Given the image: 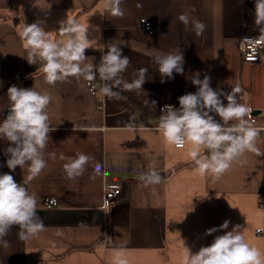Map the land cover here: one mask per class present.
Listing matches in <instances>:
<instances>
[{
	"label": "crops",
	"instance_id": "obj_1",
	"mask_svg": "<svg viewBox=\"0 0 264 264\" xmlns=\"http://www.w3.org/2000/svg\"><path fill=\"white\" fill-rule=\"evenodd\" d=\"M254 3L123 0L125 14L117 18L103 9L102 0H0V122L10 107L8 88L32 87L51 95L48 112L56 129L49 133L45 150L48 166L27 184L38 198L45 230L20 240L14 227L5 238L9 246L0 244V264H113L122 247L130 264H181L183 246L195 253L235 225L248 243L264 251V232L257 231L264 228V156L246 152L219 179L201 176L188 155L190 145H168L158 127L161 109L179 107L178 97L195 93L191 78L200 73L224 93L241 86L240 102L252 109L250 122L261 130L256 145L264 152V52L259 62L245 63L239 45L242 36L264 38L254 23ZM184 12L204 23L202 35H195L191 25L185 29L178 20ZM70 20L87 28L92 48L85 56L95 65L108 47L118 44L131 60L125 80L131 82L138 69H147L142 85L146 96L117 89L120 98L109 99L101 94L104 81L98 73L92 81L69 77L49 85L41 61L27 62L29 52L20 33L24 24L39 23L59 41L61 23ZM143 22L151 24V34L141 27ZM177 47L184 57V74L173 73V79L165 77L162 83L153 57ZM146 100L155 101V107ZM8 146L0 140V174L23 183L26 169L10 171L6 166ZM77 153L93 159L83 175L68 179L60 155ZM151 165L163 179L145 186L137 177ZM107 188L120 189V195L106 201ZM49 199L57 205L51 207ZM225 220L228 228L219 230ZM209 228L218 231L205 235ZM105 236L112 243L102 246Z\"/></svg>",
	"mask_w": 264,
	"mask_h": 264
},
{
	"label": "clouds",
	"instance_id": "obj_2",
	"mask_svg": "<svg viewBox=\"0 0 264 264\" xmlns=\"http://www.w3.org/2000/svg\"><path fill=\"white\" fill-rule=\"evenodd\" d=\"M122 2L102 0V6L113 17L122 18L125 14ZM253 16L255 25L264 31V0H255ZM178 20L185 25L186 30L191 25L190 30L195 35L203 34L204 23L191 17L189 12L181 13ZM58 31L62 37L59 41L53 39L39 23L24 24L20 33L24 47L29 52L27 62L36 64L37 59L41 61L42 72L49 85L69 77L92 81L98 73L104 81L101 94L109 99L120 98L117 89L145 93L142 85L146 81L147 69H138L131 82L125 80L123 74L131 60L122 55L118 44L107 48L97 66L85 56V50L92 48L86 27L70 20L62 22ZM153 62L158 66L162 83L165 77L173 79V73L184 74V57L178 47L171 52L155 55ZM191 83L197 86V91L178 97L179 107L167 105L161 109L158 127L166 143L177 148L190 145L188 155L198 173L201 176L211 175L215 179L226 173L233 162L246 152L264 156V152L256 145L261 130L250 122L252 109L240 102V94L243 92L241 86L236 84L230 92L224 93L213 89L210 77L204 75L201 79L200 73L193 74ZM7 95L9 112L0 122V140L9 143L4 150L8 156L6 166L10 171H15L17 167L26 169L28 176L23 183H17L13 175L0 174V244L4 247L9 246L5 238L14 227L18 229L20 240L34 238L45 230L38 214V198L28 191L27 184L48 166L45 150L50 142L49 133L56 130L50 123L48 107L52 97L49 93H41L32 87L11 86ZM221 97L227 101L226 104ZM146 103L155 107L156 102L146 100ZM49 156L55 159L54 153ZM92 159L84 153H77L73 157L60 155V160L65 161L63 171L68 179L83 175ZM95 168L99 171L100 165L97 163ZM137 179L145 186H154L160 184L163 178L155 165H151ZM228 226L229 221L225 220L219 230L227 229ZM216 231L217 228H209L205 235ZM257 231L264 232V228ZM110 243L111 237L105 236L102 246ZM183 248L181 264H264V251L246 241L240 225L216 236L209 246H202L195 253L187 247ZM113 264H130L123 247L115 252Z\"/></svg>",
	"mask_w": 264,
	"mask_h": 264
},
{
	"label": "built area",
	"instance_id": "obj_3",
	"mask_svg": "<svg viewBox=\"0 0 264 264\" xmlns=\"http://www.w3.org/2000/svg\"><path fill=\"white\" fill-rule=\"evenodd\" d=\"M141 27L148 32V34L152 33V28L149 22H144ZM240 52L242 60L245 63H256L259 62L261 56L264 52V38L256 37V36H242L239 39ZM90 91L95 90V85H91L89 88ZM9 110H6L4 113V117L8 115ZM175 147V146H174ZM177 148V147H175ZM181 149V148H177ZM120 195V189H106L104 191V199L106 201H113ZM48 204L51 207H55L57 205L54 199H49Z\"/></svg>",
	"mask_w": 264,
	"mask_h": 264
},
{
	"label": "trees",
	"instance_id": "obj_4",
	"mask_svg": "<svg viewBox=\"0 0 264 264\" xmlns=\"http://www.w3.org/2000/svg\"><path fill=\"white\" fill-rule=\"evenodd\" d=\"M143 23H144V22H143ZM143 23H142V24H143ZM142 24H141V25H142ZM150 25H151V24H150ZM151 28H152V27H151Z\"/></svg>",
	"mask_w": 264,
	"mask_h": 264
}]
</instances>
